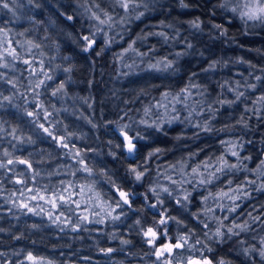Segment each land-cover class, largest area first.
Returning <instances> with one entry per match:
<instances>
[{
  "label": "clouds",
  "instance_id": "obj_1",
  "mask_svg": "<svg viewBox=\"0 0 264 264\" xmlns=\"http://www.w3.org/2000/svg\"><path fill=\"white\" fill-rule=\"evenodd\" d=\"M0 264H264V0H0Z\"/></svg>",
  "mask_w": 264,
  "mask_h": 264
}]
</instances>
